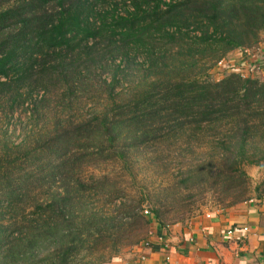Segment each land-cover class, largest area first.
I'll list each match as a JSON object with an SVG mask.
<instances>
[{
    "label": "trees",
    "instance_id": "16d2710c",
    "mask_svg": "<svg viewBox=\"0 0 264 264\" xmlns=\"http://www.w3.org/2000/svg\"><path fill=\"white\" fill-rule=\"evenodd\" d=\"M262 31L264 0H0V124L29 109L33 125L17 143L0 137V264H77L103 240L140 241L144 199L127 200L116 175L84 179L88 166L131 172L139 154L177 151L187 167L147 194L160 226L166 207L180 212L206 187L222 207L263 199L264 175L250 189L242 166H264V79L206 77ZM206 138L216 152L193 158ZM92 198L111 215L91 211Z\"/></svg>",
    "mask_w": 264,
    "mask_h": 264
},
{
    "label": "rangeland",
    "instance_id": "374dc122",
    "mask_svg": "<svg viewBox=\"0 0 264 264\" xmlns=\"http://www.w3.org/2000/svg\"><path fill=\"white\" fill-rule=\"evenodd\" d=\"M262 35L263 31L260 34V46L264 42V37H262ZM258 56H260V54L258 53V49L255 46L245 49H234L227 53L220 60H217L214 65L212 64L210 67H208L206 69V77L208 76V79H214L219 77L221 75L220 73L225 74L229 73L232 70L238 72L240 71L245 75L248 73L250 67L248 63H256L258 61ZM141 60L142 59L140 58V61ZM260 60H263L264 62V58ZM242 68H244L243 71H241ZM138 75L139 74L134 73L130 75L128 77L129 80L124 81L118 90L130 89L133 85L132 81L136 80ZM251 76L260 80L264 79V64L260 65L257 69H255L252 72ZM92 104L93 102H89L88 106L84 109V111H86V109L88 110V107ZM30 115L31 113L29 109H20L16 111L13 114L12 120H10L9 124H6L5 122L2 125L0 124V137L3 136V132L5 129H7V134L11 136L12 140H14L15 143L25 139L26 135H31V127L33 125L31 123ZM45 117L48 118L49 115L46 114ZM42 123L43 122L35 123L37 126L35 125L33 130H36L39 127V129L37 130L39 131ZM209 139L210 138H206V141L201 145L199 143H192L194 154H192L191 156H193V158L198 157L199 160H201L203 159L204 155L216 152V148L212 146V142H210ZM176 153L177 151H174L167 158L162 159L160 162H157L156 159L153 163L147 161V157L144 153L139 154L134 159L136 162L131 168L132 174L128 169L121 167L120 164L116 162H108L106 164L101 163L93 167L88 166V168L83 171L82 176L85 179L86 176H89L91 174L116 175L119 182L121 181V186L125 188V198L127 200H139L141 198L144 199V202L142 203V214L150 219L151 217L154 218V216L151 212V200L147 199V194L150 195L152 199V196L157 195L159 191L164 188V186L172 182L173 178L175 177V175L178 174L179 170H183L185 167H187L188 163L184 164L183 162L186 161H184L181 157H177ZM242 168L245 170L248 176L250 189L253 188L255 184H257L264 175V166L262 167L245 163ZM188 201L191 202L187 203ZM104 202L105 201H102L99 198H92L88 202V207L91 211H102V213L104 212L106 213V215H111V203L106 202V204H104ZM117 203H119V201ZM183 203H185V206L184 204H182L180 212L177 213L175 212L176 206H174V208H165L167 209V211L166 214H164L163 216L165 220L164 222L166 224L190 220V218L195 215L201 214L205 211H209L213 208L222 207V204L219 203V198L213 187H206L205 191L202 194H195L194 197L190 200L184 199ZM144 210H147L148 214H144ZM112 215H115V213H113ZM144 227H141L137 230V233L140 237V241L138 243L144 241L148 235L149 229H145ZM131 246H122V244H120V246L116 245V248H114L112 242L103 240L102 242H99L98 244L94 245L93 249L81 254L79 259H76V263L82 264L83 262L90 261L93 264H104V262L107 261V259L114 253V249L118 248V255L124 252L126 249L130 248Z\"/></svg>",
    "mask_w": 264,
    "mask_h": 264
},
{
    "label": "crops",
    "instance_id": "0c3cea01",
    "mask_svg": "<svg viewBox=\"0 0 264 264\" xmlns=\"http://www.w3.org/2000/svg\"><path fill=\"white\" fill-rule=\"evenodd\" d=\"M150 222L144 241L104 264H264V198L164 226Z\"/></svg>",
    "mask_w": 264,
    "mask_h": 264
},
{
    "label": "built area",
    "instance_id": "2783aa9c",
    "mask_svg": "<svg viewBox=\"0 0 264 264\" xmlns=\"http://www.w3.org/2000/svg\"><path fill=\"white\" fill-rule=\"evenodd\" d=\"M261 43H258V45L256 46V48L258 49V53L260 54V56L257 57V62L254 63L252 66L249 67V70H248V73L245 74V76L247 75H251L252 72L257 69L260 65L264 64L263 60H260L262 58H264V42L263 44L260 46ZM144 214H148V211L147 210H144ZM244 230H247V227H243ZM228 234H231L232 231L229 230L227 232Z\"/></svg>",
    "mask_w": 264,
    "mask_h": 264
}]
</instances>
